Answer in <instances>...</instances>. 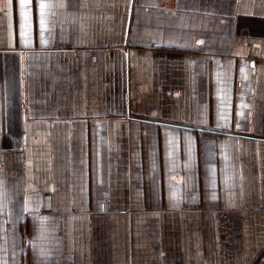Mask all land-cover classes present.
Here are the masks:
<instances>
[{
    "label": "crops",
    "instance_id": "1",
    "mask_svg": "<svg viewBox=\"0 0 264 264\" xmlns=\"http://www.w3.org/2000/svg\"><path fill=\"white\" fill-rule=\"evenodd\" d=\"M0 264H264V0H0Z\"/></svg>",
    "mask_w": 264,
    "mask_h": 264
},
{
    "label": "snow or ice",
    "instance_id": "2",
    "mask_svg": "<svg viewBox=\"0 0 264 264\" xmlns=\"http://www.w3.org/2000/svg\"><path fill=\"white\" fill-rule=\"evenodd\" d=\"M22 2H23V0H22ZM43 6V5H42Z\"/></svg>",
    "mask_w": 264,
    "mask_h": 264
}]
</instances>
